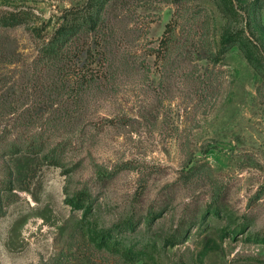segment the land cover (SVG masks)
Instances as JSON below:
<instances>
[{
  "label": "rangeland",
  "instance_id": "1",
  "mask_svg": "<svg viewBox=\"0 0 264 264\" xmlns=\"http://www.w3.org/2000/svg\"><path fill=\"white\" fill-rule=\"evenodd\" d=\"M0 264H264V0H0Z\"/></svg>",
  "mask_w": 264,
  "mask_h": 264
}]
</instances>
